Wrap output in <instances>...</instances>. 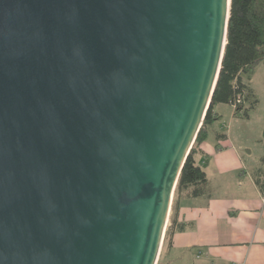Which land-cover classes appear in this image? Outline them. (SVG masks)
Masks as SVG:
<instances>
[{
	"label": "water",
	"instance_id": "1",
	"mask_svg": "<svg viewBox=\"0 0 264 264\" xmlns=\"http://www.w3.org/2000/svg\"><path fill=\"white\" fill-rule=\"evenodd\" d=\"M231 0H0V264H157Z\"/></svg>",
	"mask_w": 264,
	"mask_h": 264
},
{
	"label": "crops",
	"instance_id": "2",
	"mask_svg": "<svg viewBox=\"0 0 264 264\" xmlns=\"http://www.w3.org/2000/svg\"><path fill=\"white\" fill-rule=\"evenodd\" d=\"M213 112L217 119L206 126L205 138L193 153L206 174L205 194H179L177 210L169 222L170 211L167 222L160 264H264V166L260 158L248 170L235 147L237 138L249 131L252 116L235 115L233 106L223 103Z\"/></svg>",
	"mask_w": 264,
	"mask_h": 264
},
{
	"label": "trees",
	"instance_id": "3",
	"mask_svg": "<svg viewBox=\"0 0 264 264\" xmlns=\"http://www.w3.org/2000/svg\"><path fill=\"white\" fill-rule=\"evenodd\" d=\"M264 61V0H231L227 25V38L223 59L212 99L202 126L197 133L194 144L184 163L175 188L170 220L177 210L178 197L182 191L190 198L205 194L207 178L202 167L195 163L193 153L205 138L206 126L217 119L213 109L216 104L233 106L235 115L248 117L256 100L246 108L253 96L246 80ZM264 140V127L262 131ZM264 166V155L261 157ZM264 189V183L262 184ZM168 228L165 232L163 246L167 241ZM157 264H160V259Z\"/></svg>",
	"mask_w": 264,
	"mask_h": 264
},
{
	"label": "rangeland",
	"instance_id": "4",
	"mask_svg": "<svg viewBox=\"0 0 264 264\" xmlns=\"http://www.w3.org/2000/svg\"><path fill=\"white\" fill-rule=\"evenodd\" d=\"M248 87L251 89L253 96L250 97L245 107L248 108L253 100H256V102L249 113L252 116L251 122L247 125L249 131L237 138L238 145H235V147L240 150L248 170H251L258 165L264 153L262 135L264 121V61L255 70L251 84ZM222 117L224 121L223 130H226L228 113L223 114Z\"/></svg>",
	"mask_w": 264,
	"mask_h": 264
}]
</instances>
